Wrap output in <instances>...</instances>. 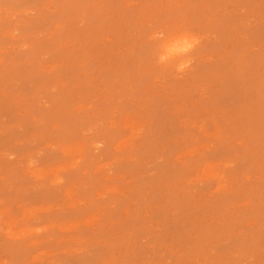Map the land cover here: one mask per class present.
Wrapping results in <instances>:
<instances>
[{
  "label": "rangeland",
  "instance_id": "obj_1",
  "mask_svg": "<svg viewBox=\"0 0 264 264\" xmlns=\"http://www.w3.org/2000/svg\"><path fill=\"white\" fill-rule=\"evenodd\" d=\"M0 264H264V0H0Z\"/></svg>",
  "mask_w": 264,
  "mask_h": 264
},
{
  "label": "clouds",
  "instance_id": "obj_2",
  "mask_svg": "<svg viewBox=\"0 0 264 264\" xmlns=\"http://www.w3.org/2000/svg\"><path fill=\"white\" fill-rule=\"evenodd\" d=\"M203 39L189 31L169 32L165 38V31L162 29H157L148 37L149 42H158L155 53L156 66L162 69L171 68L177 78L191 70L196 60L192 53L201 45ZM61 182L59 178L56 180V183Z\"/></svg>",
  "mask_w": 264,
  "mask_h": 264
}]
</instances>
